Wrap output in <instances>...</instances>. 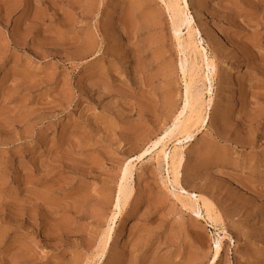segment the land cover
Segmentation results:
<instances>
[{
  "label": "rangeland",
  "instance_id": "obj_1",
  "mask_svg": "<svg viewBox=\"0 0 264 264\" xmlns=\"http://www.w3.org/2000/svg\"><path fill=\"white\" fill-rule=\"evenodd\" d=\"M188 5L216 71L182 189L135 161L98 257L121 167L171 126L180 58L202 63L163 0H0V264H210L217 238L214 264H264V0ZM197 195L214 221L182 205Z\"/></svg>",
  "mask_w": 264,
  "mask_h": 264
},
{
  "label": "bare ground",
  "instance_id": "obj_2",
  "mask_svg": "<svg viewBox=\"0 0 264 264\" xmlns=\"http://www.w3.org/2000/svg\"><path fill=\"white\" fill-rule=\"evenodd\" d=\"M163 2L164 7L169 12L174 38L180 51L183 53L188 51L187 53L197 54L202 65H206L207 73L204 74L202 72V65L198 64L194 58H191L188 65L184 58H180L179 70L181 71L180 73L184 81L183 103L174 116L171 126L166 128L159 137L152 140L135 159L128 160L121 167L116 185V192L112 199L113 210L109 219L110 222L102 233L98 257L103 256L109 247L112 239L113 227L133 194V187L129 183V180L132 176L135 161H138L147 153H154V158L158 162L161 158L167 163V172L170 170L172 174L171 184L182 189L179 182V175L184 160V145L181 143L182 140L180 138L188 142L193 135V129H197L199 126L203 125L207 118L205 114L207 101L204 100L201 90L197 89L195 84L198 81H202L205 84L207 81L210 89L211 78L214 77L216 71L215 62L213 59L208 58L207 49L201 43L202 38H200V31L194 26L193 16L189 12L188 0H163ZM182 27L186 30L184 37L179 36ZM197 35L199 36L198 39L196 37ZM209 101L210 99H208V102ZM170 143H172V145L169 147ZM186 198H188L190 202L187 204L181 200L183 206L190 209L203 208L206 218L214 221L215 216H213L209 202L200 195H197V199L194 201L191 197ZM178 199H180V197H178ZM221 249V239L217 238L214 241L210 264H214L218 259ZM111 261L117 262V256L112 255Z\"/></svg>",
  "mask_w": 264,
  "mask_h": 264
}]
</instances>
